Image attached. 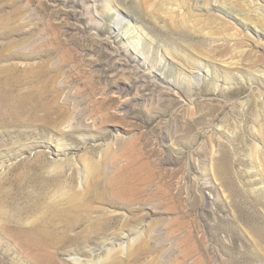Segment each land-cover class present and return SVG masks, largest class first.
Returning a JSON list of instances; mask_svg holds the SVG:
<instances>
[{"label":"rangeland","instance_id":"rangeland-1","mask_svg":"<svg viewBox=\"0 0 264 264\" xmlns=\"http://www.w3.org/2000/svg\"><path fill=\"white\" fill-rule=\"evenodd\" d=\"M7 81L0 264H264V0H0Z\"/></svg>","mask_w":264,"mask_h":264},{"label":"bare ground","instance_id":"bare-ground-1","mask_svg":"<svg viewBox=\"0 0 264 264\" xmlns=\"http://www.w3.org/2000/svg\"><path fill=\"white\" fill-rule=\"evenodd\" d=\"M22 87H24V88H22ZM22 89H26L25 94L18 93V91H20ZM34 90H35L34 85H28V86L23 85L22 86L20 83H17V82H10V81L0 82V119H2V118L3 119L4 118H16L21 113H23L24 111L35 112L36 110L41 109V108H45L46 110H48V107H49L48 103L44 102L42 95H39V94L37 95L36 93H34ZM69 199L70 200L66 199L67 201H65L63 203H58V204L54 205L52 208L49 205H46L44 207L43 211H46L45 214L47 213L48 220L53 221L54 224H58L57 225L58 229L61 226L62 227L63 226H69V227L76 226L77 224L82 222L84 219H86L88 222L90 221V213H91L90 212L91 208H89L90 205L88 208H85L83 205L76 202L74 200L75 198L72 197ZM40 204L37 202L38 206L36 208H38L40 206ZM93 209H94V207H93ZM87 221H85V222H87ZM43 224L45 225L46 223L44 222ZM32 225L34 226L35 224H32ZM44 225H42V226H44ZM46 226H47V224H46ZM52 226H54V225H52ZM36 227H37V224H36ZM37 240H40V239H37ZM40 242H42V241L40 240ZM59 247H61V246H59Z\"/></svg>","mask_w":264,"mask_h":264}]
</instances>
